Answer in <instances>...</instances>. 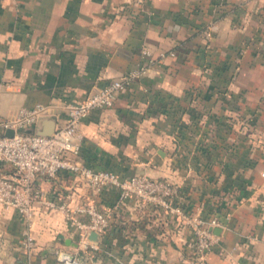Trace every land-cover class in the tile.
I'll return each instance as SVG.
<instances>
[{"label": "crops", "instance_id": "1", "mask_svg": "<svg viewBox=\"0 0 264 264\" xmlns=\"http://www.w3.org/2000/svg\"><path fill=\"white\" fill-rule=\"evenodd\" d=\"M142 47L153 63L81 120L78 159L179 183L176 201L215 217L219 239L202 263L176 215L60 171L38 180L48 198L93 202L110 224L82 249L62 211L35 202V264H60L58 251L79 264H264V0H0V115L40 102L64 124L69 104L135 67ZM22 228L0 205V264H22Z\"/></svg>", "mask_w": 264, "mask_h": 264}, {"label": "built area", "instance_id": "2", "mask_svg": "<svg viewBox=\"0 0 264 264\" xmlns=\"http://www.w3.org/2000/svg\"><path fill=\"white\" fill-rule=\"evenodd\" d=\"M173 54L174 51H161L158 55L165 57ZM141 58L122 76L111 79L80 101L69 104L66 122L56 125L51 135L33 132L38 118L48 111L44 103L20 107L11 117L0 115V205L15 208L21 217L23 228L19 243L22 264H35V237L32 232L35 202L62 211L64 218L78 229V242L82 249H96L97 243L89 238V232L102 233L110 224V211L93 202L71 206L64 199L55 202L48 198L38 180L52 178L60 171L77 175L95 192L105 187L116 188L119 203L133 197L176 215L191 226L196 238L195 254L202 263L205 254L219 239L211 230V226L217 224L215 217H207L200 210L187 212L176 201L181 191L179 183L145 173L124 176L108 169H94L78 159L82 146V136L78 132L81 120L93 109L111 106L130 81L146 73L153 63V54L148 47H142ZM6 129H13V134L6 135ZM261 175L264 176V171ZM57 259L60 264L80 263L79 255L67 251H58Z\"/></svg>", "mask_w": 264, "mask_h": 264}, {"label": "water", "instance_id": "3", "mask_svg": "<svg viewBox=\"0 0 264 264\" xmlns=\"http://www.w3.org/2000/svg\"><path fill=\"white\" fill-rule=\"evenodd\" d=\"M32 129H29L31 131ZM55 130V120L48 116V115H41L37 122L35 127L33 128V132L39 135H51L53 134ZM6 135H12L13 134V129H6L5 131ZM159 152H162L159 150ZM100 233L96 231H90L89 232V238L92 239L93 241L97 242L99 239ZM66 243H70V239L65 240ZM82 262V259L80 258V263Z\"/></svg>", "mask_w": 264, "mask_h": 264}, {"label": "rangeland", "instance_id": "4", "mask_svg": "<svg viewBox=\"0 0 264 264\" xmlns=\"http://www.w3.org/2000/svg\"><path fill=\"white\" fill-rule=\"evenodd\" d=\"M235 9H236V8H234L233 11L231 12L232 14H234V18H232V21H233L234 23H235L236 21H238V17L235 18V14H237L238 11L235 12ZM234 12H235V13H234ZM252 14H253V13H251V14L249 15L250 18L252 17ZM240 15H241V13H240ZM257 32H258V30H255V31L253 30V32H252V33H253L252 37L255 38L256 41L260 40V39H259V38H260V35H259ZM258 37H259V38H258ZM250 39H251V38H249V40H250ZM240 50H241V49H239V51H240Z\"/></svg>", "mask_w": 264, "mask_h": 264}, {"label": "trees", "instance_id": "5", "mask_svg": "<svg viewBox=\"0 0 264 264\" xmlns=\"http://www.w3.org/2000/svg\"><path fill=\"white\" fill-rule=\"evenodd\" d=\"M207 217H209V216H207Z\"/></svg>", "mask_w": 264, "mask_h": 264}]
</instances>
